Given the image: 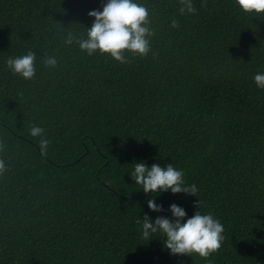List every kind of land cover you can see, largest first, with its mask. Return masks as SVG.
Returning a JSON list of instances; mask_svg holds the SVG:
<instances>
[{
	"label": "trees",
	"instance_id": "1",
	"mask_svg": "<svg viewBox=\"0 0 264 264\" xmlns=\"http://www.w3.org/2000/svg\"><path fill=\"white\" fill-rule=\"evenodd\" d=\"M139 2L151 50L121 63L64 42L86 33L102 0H0V264H264V89L253 82L264 14L235 0H194L185 14L180 0ZM28 51L32 79L5 66ZM141 160L182 169L197 193L145 194L129 175ZM197 200L224 225L209 257L142 236L145 213L171 217L176 203L190 217Z\"/></svg>",
	"mask_w": 264,
	"mask_h": 264
},
{
	"label": "clouds",
	"instance_id": "2",
	"mask_svg": "<svg viewBox=\"0 0 264 264\" xmlns=\"http://www.w3.org/2000/svg\"><path fill=\"white\" fill-rule=\"evenodd\" d=\"M181 14L195 13L194 0H180ZM235 4L244 12L264 14V0H235ZM88 16L94 18L86 33L76 36L69 33L65 38L66 44L75 42L78 47L88 55L97 51L109 54L115 60L126 63V53L146 56L150 48V38L154 35L149 26V10L139 0H102L101 9H92ZM172 27H178V21L171 22ZM36 54L28 51L26 54L9 56L5 66L15 75L24 79H32L36 74ZM46 66L55 67L57 59L54 56L44 58ZM257 88L264 89V71L253 76ZM44 129L38 125L30 128L33 137H40V151L47 153L50 139L44 135ZM3 144L0 143V150ZM6 171L5 161L0 159V174ZM135 184L141 185L145 194L156 195L170 191L172 194L184 193L195 196L198 191L196 184H186L182 169L175 168L171 163L161 165L153 163L149 166L144 160L134 163V168L129 173ZM197 200L192 216L186 210L172 203L168 206L171 217L157 216L153 219L147 213L140 217L138 223L144 238H149L154 233L164 235L163 246L172 255H198L202 258L209 257L217 251L223 242L224 225L219 218L211 212L202 213L198 210ZM148 209L152 212L164 211L163 205L157 204L155 199L147 200ZM151 240V239H149ZM211 264V262H209Z\"/></svg>",
	"mask_w": 264,
	"mask_h": 264
}]
</instances>
